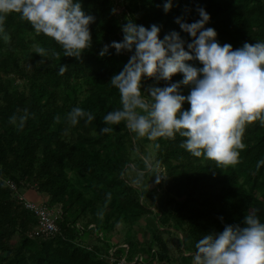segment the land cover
<instances>
[{
	"label": "trees",
	"instance_id": "16d2710c",
	"mask_svg": "<svg viewBox=\"0 0 264 264\" xmlns=\"http://www.w3.org/2000/svg\"><path fill=\"white\" fill-rule=\"evenodd\" d=\"M166 2L82 0L84 11L96 21L90 25L92 47L81 60L64 57L55 41L37 35L19 14L7 17L10 39H0V264H111V250L112 264L123 257L132 262L140 252L146 256L141 264H150L153 258L169 264L166 233L183 235L180 252L193 259L202 235L241 223L253 210L264 221V166L257 169V162L264 159V125L259 121L244 130L239 162L225 168L192 156L180 147L184 138L178 134L175 140H148L156 162L165 169V184L156 188L147 186L145 157L150 154L144 138H137L123 122L113 126L112 134L100 132L103 117L121 107L119 92L109 82L131 53L117 55L115 49L104 57L99 53L105 44L123 39L120 26L126 17L145 27L158 25L161 39L176 31L191 42L177 18L192 23L200 18L197 8L203 7L211 16L206 27L216 30L221 45L237 49L245 42L264 40V0H171L167 13ZM115 4L124 6L121 14ZM40 46L49 49L43 62L36 53ZM61 64L69 66L63 76L58 71ZM196 66L202 67L198 62ZM182 78V74L171 82L145 78L142 90L147 94L153 86L165 87ZM190 90L181 88L185 96ZM76 106L92 112L95 119L69 125L65 118ZM25 108L32 115L21 130L9 123V117ZM8 180L25 197L24 190L29 189L47 197V207L58 213L56 237L31 236L38 224L36 215L18 204ZM158 194L163 195L161 201L154 199ZM80 223L91 226L93 235L81 231ZM119 225L126 227V249L111 243ZM138 226L150 239L140 240Z\"/></svg>",
	"mask_w": 264,
	"mask_h": 264
},
{
	"label": "clouds",
	"instance_id": "9594fccd",
	"mask_svg": "<svg viewBox=\"0 0 264 264\" xmlns=\"http://www.w3.org/2000/svg\"><path fill=\"white\" fill-rule=\"evenodd\" d=\"M171 8L168 0L164 11ZM197 12L200 18L192 23L183 18L176 21L191 42L176 31L161 39L158 25L145 27L125 18L126 23L120 26L123 39L105 44L99 53L100 57L108 55L110 49L117 55L131 53L109 82L119 92L121 107L103 117L105 126L100 132L112 134L116 130L113 126L123 122L137 138L150 141L175 140L178 134L184 138L180 147L192 156L225 168L239 162L246 126L256 121L264 125V40L245 42L237 49L228 43L221 45L216 30L206 27L210 14L203 7ZM13 13L27 21L37 35L55 41L64 57L81 60L92 47L90 25L96 17L84 11L82 0H0V39L5 41L10 39L5 21ZM36 53L43 62L49 49L40 46ZM68 68L61 64L59 75ZM177 74H182V80L153 86L147 94L142 90L145 78L171 82ZM182 87L191 89L187 96ZM185 103L190 108L183 109ZM31 115L25 108L10 116L9 123L22 130ZM55 119L59 122L61 118ZM65 119L74 127L82 119L91 123L95 116L76 106ZM261 166L264 159L257 162V169ZM155 177L159 184L163 177ZM257 211L244 215L241 223L225 224L223 231L202 235L195 244L192 264H264V221Z\"/></svg>",
	"mask_w": 264,
	"mask_h": 264
},
{
	"label": "rangeland",
	"instance_id": "374dc122",
	"mask_svg": "<svg viewBox=\"0 0 264 264\" xmlns=\"http://www.w3.org/2000/svg\"><path fill=\"white\" fill-rule=\"evenodd\" d=\"M115 5H117V4H115ZM116 9H117V13L118 14H121L123 12V10H124V6H122L121 4H119V5H117ZM143 141L145 143V145H144L145 152L148 153V154H150V157H145L147 166L149 167V169H147L148 172L145 174L146 175L147 186L150 187V188L151 187L152 188H156L158 185H164L165 184V180H166L165 169L156 162L155 152H154V150L152 148L151 143H148V144L146 143L148 141V139L145 137ZM156 175H159V176L163 177L161 179V182L159 184L156 183V177H155ZM162 198H163V195L162 194H160V195L158 194V195L155 196L154 199H156V201H161ZM41 199H42V197H39L38 198L39 201H34V203H36V204H40V203H43V202L46 203L45 200L42 201ZM157 203H159V202H157ZM146 222H148V221H146ZM78 228L81 231H85V230L86 231H90L91 232V235H93V229L91 228V226L86 227L82 223H80L78 225ZM136 230L139 231V238H140L141 241L144 239V237L149 238L148 237V234H147V232H146V230L144 228L142 229L140 226H138V227H136ZM115 235H117L118 237H121V242H120L121 246L123 245L122 247L125 248V249L128 248L126 246L125 242H124L125 237H126V227L124 225H119L117 227V233ZM143 235H144V237H143ZM166 236L164 235V238H166V240H168ZM15 239L17 240V238H15ZM182 239H184V236H183ZM92 241H93V243H96L97 244V242H96V240L94 238H92ZM112 241H113V243H115L116 240H114V239L111 240V243H112ZM180 242L182 244V245H180V249L183 250V241L181 239H180ZM142 257L144 258L145 255H143L142 252H140L135 257L134 261L129 262V263H131V264H135V263L141 264ZM184 259L185 260H188V258H184ZM109 262L111 264L113 262V260H112V250L110 251ZM124 262H126L127 264H129L128 261H127V257H123L120 263L123 264Z\"/></svg>",
	"mask_w": 264,
	"mask_h": 264
},
{
	"label": "built area",
	"instance_id": "2783aa9c",
	"mask_svg": "<svg viewBox=\"0 0 264 264\" xmlns=\"http://www.w3.org/2000/svg\"><path fill=\"white\" fill-rule=\"evenodd\" d=\"M6 184L16 193L15 196L18 204L22 205L28 211L36 215L38 224L31 232V236L51 238L56 237L60 233V229L57 224L58 213H56L54 209L47 207L45 202L36 204L32 200H28L24 195L18 192L16 185L12 181L8 180L6 181ZM120 262L121 260L118 264H121ZM123 264L127 263L124 262Z\"/></svg>",
	"mask_w": 264,
	"mask_h": 264
},
{
	"label": "crops",
	"instance_id": "0c3cea01",
	"mask_svg": "<svg viewBox=\"0 0 264 264\" xmlns=\"http://www.w3.org/2000/svg\"><path fill=\"white\" fill-rule=\"evenodd\" d=\"M24 193L28 199L33 200V201H39L38 200L39 197H42V199H41L42 201L48 200L46 196L39 194L36 190H33V189L26 190V191H24ZM165 236L168 239V240H166V238H165V240L168 242L169 248L171 250V255H170L171 262L169 264H192L193 259H188V260L184 259V258H189L192 254H190V253H186V254L183 253L182 254L180 252L181 251L180 245H182L180 242V239L183 241V239H182L183 235H181V234L177 235V234L171 232V233H166ZM143 237H144V235H143ZM113 239L116 240L114 244L121 245L120 244L121 237H118L117 235H115L113 237ZM145 258H146V256L144 257V259ZM150 264H162V263L158 262V260L156 258H153L152 261L150 262Z\"/></svg>",
	"mask_w": 264,
	"mask_h": 264
}]
</instances>
